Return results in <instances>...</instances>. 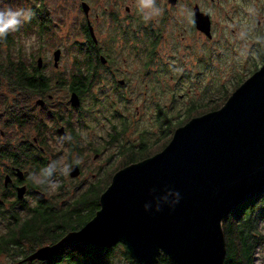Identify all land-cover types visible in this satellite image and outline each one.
<instances>
[{
	"label": "rangeland",
	"instance_id": "rangeland-1",
	"mask_svg": "<svg viewBox=\"0 0 264 264\" xmlns=\"http://www.w3.org/2000/svg\"><path fill=\"white\" fill-rule=\"evenodd\" d=\"M81 1L44 0L43 6L50 18L48 32L39 35L38 28L33 26L31 31L22 32L19 36L25 58L37 61L41 56L46 64L45 73L54 81L59 76L66 80L69 78L76 69V56L83 55L88 42L83 30L85 16L80 8ZM84 1L90 5V20L107 62L100 68V75L94 79L89 90L80 96L83 109L75 112L68 102L70 88L53 81L49 92L53 97L45 107L36 106L37 97L24 103L19 100L18 104L33 112L34 119L45 126V141L31 128L27 129V137L24 138L22 129L3 115L5 108H14L16 103L13 102L14 95L0 85V131L3 132L0 134V145H16L26 139L38 142L42 157L58 165L50 176L57 184L55 192L41 189L46 193L48 204L54 206L69 203L90 185L98 183L103 169L111 174L115 170L113 164L120 161L121 150L133 147L139 151L152 146V152L158 148V143L167 140L172 125L182 119L183 122L189 116L187 112L193 110L202 115L222 107L237 85L262 65L250 64L252 41L249 38L261 36L264 42V0H222L220 5L208 6L214 18L215 34L211 64L206 63V47H202L188 32L187 21H184L185 26L181 23V16L187 14L185 1L178 8L162 11L152 21L162 30L158 45L152 49H148L137 34L133 38L130 36L129 45L122 37L121 47H114L113 40L116 38L111 36L114 25L112 15L115 12L124 13V7L129 5L132 8L129 13L137 17L133 0ZM15 2L32 8L35 0ZM157 3L165 5L164 0H157ZM254 16L262 23L259 28L254 27ZM129 22L136 25L135 21ZM183 35L185 41H182ZM57 48L61 50V57L59 66L54 67L53 51ZM118 79L125 80V87L117 84ZM227 95L228 98H225ZM162 113L168 116L169 121ZM61 126L65 127L66 133L75 130L78 138H63L57 130ZM69 142L72 144L69 145ZM77 161L80 176L71 178L69 172L63 174L59 170L64 164ZM2 162V171L11 165L7 160ZM24 171L29 174L35 172L29 166ZM92 174L96 177L93 178ZM109 174L103 176L98 190L107 184ZM22 201L17 211L25 217L28 209L36 204L28 197ZM11 203L9 198L5 199L4 207L10 208ZM8 223L7 217L0 218V236L8 232ZM262 226L264 228V222ZM124 247L118 242L111 252L112 264H132L124 255ZM17 259L10 254H2L0 264H15ZM253 264H264V244L255 250Z\"/></svg>",
	"mask_w": 264,
	"mask_h": 264
},
{
	"label": "water",
	"instance_id": "water-1",
	"mask_svg": "<svg viewBox=\"0 0 264 264\" xmlns=\"http://www.w3.org/2000/svg\"><path fill=\"white\" fill-rule=\"evenodd\" d=\"M83 8L88 11L86 3ZM88 28L96 43L90 23ZM199 28L208 31L206 25ZM60 57L57 48L54 67ZM101 61L106 59L101 56ZM43 62L39 56V69ZM69 103L80 106L75 91ZM69 175L78 177L79 166L73 164ZM9 180L7 176L5 184ZM25 191V185L19 187L17 197L22 199ZM262 193L264 63L222 107L191 118L160 152L118 170L100 195L95 216L59 242L37 248L27 261L48 260L65 243L78 241L104 248L122 242L137 264H156L161 255L172 264H224L223 220Z\"/></svg>",
	"mask_w": 264,
	"mask_h": 264
},
{
	"label": "trees",
	"instance_id": "trees-1",
	"mask_svg": "<svg viewBox=\"0 0 264 264\" xmlns=\"http://www.w3.org/2000/svg\"><path fill=\"white\" fill-rule=\"evenodd\" d=\"M37 11L39 10L33 9L31 22L21 26L17 32L10 33L5 38L0 39V85H4L9 93L14 95L13 102L15 103L19 99H21V103H24L35 97H47L54 81L51 76L45 73L46 64H43L42 68L39 69L37 61L27 60L25 53L21 51L19 36L22 32L31 31L33 26L38 28L39 35L48 32L49 20L40 18ZM86 35L90 43L83 51V55L76 56L75 71L67 80L65 77L61 78L59 76L54 81L56 84L68 86L70 90L79 91L80 93H83L92 85L101 64L100 54L102 51L95 46L87 32ZM240 84L241 82L237 86ZM228 95L225 98H228ZM15 108H13L10 113L11 116L8 118L20 126L24 138L27 137V129L31 128L38 136H42V140L45 141L43 139L44 124L40 120H35L33 112L27 111L26 107H21L16 112ZM199 114V112L193 110L187 112L186 115L189 116L183 122L182 119L172 125L167 140L164 139L161 143H158L156 145L158 148L152 152V146L150 149L144 147L139 151H135L132 147L122 150V161L115 167L112 174L125 165L141 161L160 152L167 146L174 131L179 126L184 125L193 118L192 116ZM162 115L169 121L166 114L162 113ZM37 139L39 140V137ZM143 145L146 144L143 143ZM3 160L9 161L12 165H17L22 170L27 166L35 171L46 167V159L42 157V148L30 139L16 145H9V143L0 145V163H3ZM3 167L6 166L3 165ZM26 175L29 177V172ZM101 179L98 183L90 185L82 194H79L69 203L54 206L43 200L40 201L41 205L29 208L25 217H22L18 211L7 214L9 230L5 235L0 236V255L10 254L11 257H27L37 248L57 243L68 233L81 229L99 210L100 195L112 181V177H110L107 184L98 190L97 186H100ZM3 212L0 211V213ZM263 222L264 193L244 201L227 215L222 222L225 241L224 264L254 263L255 250L264 244ZM116 246H118V242ZM116 246L104 248L78 241L69 242L65 243L62 249L48 260L30 261L29 264H59L64 261L68 264H112L111 252ZM124 255L129 262L137 264L126 249ZM156 264L172 263L167 257L161 255Z\"/></svg>",
	"mask_w": 264,
	"mask_h": 264
},
{
	"label": "flooded vegetation",
	"instance_id": "flooded-vegetation-1",
	"mask_svg": "<svg viewBox=\"0 0 264 264\" xmlns=\"http://www.w3.org/2000/svg\"><path fill=\"white\" fill-rule=\"evenodd\" d=\"M164 1H165V5L164 4H163V6L160 5V8L162 9L163 12H166V10H168V9L172 10V9L178 8L183 1H185L187 3V14L185 16H181V23H182V25H184V21L185 20L187 21V27L186 28L188 29V32L192 33L195 36V39L201 43L202 47H206V49H207L206 63L211 64L212 63V56H213L212 47H213V42L215 39V34H214V18L212 16V13L209 11L210 10L209 7H212V5H216V4L220 5L222 0H164ZM83 3H86L88 5V11L87 12L84 11ZM43 5H44V0H35V3H34L33 8L31 10L33 12V9L36 8L37 10H39L37 12L40 14V18H44V19L49 20L50 19L49 14L47 12L46 7H44ZM204 5H206V7H204ZM80 8H81V10L85 16V24L83 25V30H84L85 34H86V32L88 33L90 39L93 41V39L90 35L89 28H88V23H90V25L93 28L94 34H95L94 27H93L91 20H90V18H91L90 5L86 1L82 0L81 4H80ZM131 9L132 8L129 5H127L124 7V11H125L124 13L115 12L112 15V22L114 25H113V31L111 33V36L116 38L113 40L114 47H116V46L121 47V45H122L121 42H123L122 37L126 39L127 44L129 45L130 44V36L133 38L136 34L141 37V42L145 43V45L148 49H152L153 47L157 46L159 39H160V36L162 35V30L160 28L156 27L152 21L145 23V22H143V20L141 19L140 16L134 17L133 15H131V13H129L131 11ZM96 16H99V14H96ZM254 20L256 21L255 16H254ZM129 21H135L136 25H132V23ZM200 24L206 25L208 28V31L201 30L199 28ZM261 24H262L261 21L257 20L256 23H254V27L259 28L261 26ZM47 27H48V25H47ZM130 33H131V35H129ZM95 37H96V34H95ZM87 39H88V37H87ZM230 39H231V37L229 38V40ZM249 39L252 41L251 42L252 45L250 48V52H251L250 58L252 59V61L250 62V64H263L264 63V42L262 41V37L261 36H252ZM96 40H97V42L95 43L93 41V43L95 44L96 47L100 48V50L102 51V53L100 54V60H101V56H103V49L99 45L97 37H96ZM182 41H185L184 35L182 36ZM89 43L90 42L88 39V42L86 43L85 48H86V46H89ZM85 48H84V50H85ZM116 49H118V48L116 47ZM106 62H107V59H106ZM106 62H104V63H106ZM104 63L101 61L100 67L98 68V70L96 72L95 78L99 77V75H100L99 70H100V68L103 67ZM43 64H44V62H43ZM87 65H89V64H87ZM120 80H122L124 82L121 84ZM117 84H119V86H121V87H125L124 86L125 80L124 79H118ZM88 90L89 89H86L83 93H80L79 91H75V90H73V91H75L80 97L81 95L86 93ZM73 91L71 90V93ZM52 97H53L52 94H48L47 97H37L36 106L40 107V108L45 107L47 102H49L50 99H52ZM69 98H70V96H69ZM39 99H41L43 101L42 105L37 103V101ZM19 100L16 102L15 112L18 111L19 109H21V107H22L21 104H18L20 102ZM68 102H69V100H68ZM70 106H71V104H70ZM71 107L75 108L73 106H71ZM82 109H83V100L80 97V106L78 108H75V112H80ZM12 111H13L12 107L5 108L3 115L10 117L11 116L10 113ZM67 123H70V121H67ZM13 124L16 125L19 129H21L20 126H18L17 124H15V123H13ZM61 129H63V130L61 131ZM57 130L62 135L63 138H66V139H77L78 138V133L73 129H71L68 133H66L65 127L61 126ZM2 133L3 132L0 131L1 135H2ZM34 141L36 143H38L36 140H34ZM71 144H72V142L71 143L69 142V145H71ZM121 151H120V153H121ZM95 156H98V154ZM119 156H120L119 163L113 164V166H115V167L117 165H119L120 162L122 161V154ZM47 161L48 160L46 159V162ZM73 164L78 165L77 163H71L70 165H73ZM109 166H111V165H109ZM125 166H127V165H125ZM125 166H123V167H125ZM46 167H47V165H46ZM17 169H19L22 172V177H20ZM120 169L121 168L117 169V171ZM1 172H2V174L0 176V201H1L0 211L2 210L4 212L0 213V218H4V219L6 217L8 218L7 214H9L13 211H17V206L20 205V203H21L20 201H22L23 199H25L27 197L34 200V203L36 204V206L41 205L40 201L44 200L45 202H47L45 200L46 199V193L44 191H42L40 188H38L36 185L32 184L31 181L28 179L26 172L24 170H22L21 168H19L17 165L11 164L10 167L6 168L4 171H2V169L0 168V173ZM116 172H114V174ZM80 174H81V170H80ZM106 174H109V172H107L105 169H103L102 177L106 176ZM114 174L111 173V174H109V176L113 178ZM7 176H9L10 180L5 184V178ZM92 176H93V178H95L96 174H92ZM23 185L26 186V191H25L24 197L22 199H19L17 197V189ZM39 193H43L44 196L41 197L39 195ZM7 198L12 200L11 206L8 209L4 207V201ZM16 200H18L19 202H17ZM18 258L19 259L17 260V262L15 264H29V262H30V261H27L28 256L27 257H20L19 256ZM33 261H35V260H33Z\"/></svg>",
	"mask_w": 264,
	"mask_h": 264
},
{
	"label": "clouds",
	"instance_id": "clouds-1",
	"mask_svg": "<svg viewBox=\"0 0 264 264\" xmlns=\"http://www.w3.org/2000/svg\"><path fill=\"white\" fill-rule=\"evenodd\" d=\"M134 11L141 17L143 22L148 23L158 18L162 14L157 0H133ZM33 12L31 8L16 3L15 0H0V39L5 38L10 33H15L21 26L31 22ZM76 163H79L77 161ZM72 165L64 164L59 170L63 174L70 171ZM58 169V165L53 162L51 166L41 168L32 172L28 179L42 190L55 192L57 184L50 179L53 170Z\"/></svg>",
	"mask_w": 264,
	"mask_h": 264
}]
</instances>
